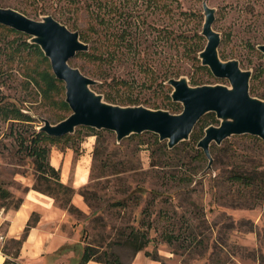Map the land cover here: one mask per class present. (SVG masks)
Masks as SVG:
<instances>
[{
    "label": "rangeland",
    "instance_id": "rangeland-1",
    "mask_svg": "<svg viewBox=\"0 0 264 264\" xmlns=\"http://www.w3.org/2000/svg\"><path fill=\"white\" fill-rule=\"evenodd\" d=\"M206 1L215 9L218 56L251 71L249 95L264 100V55L256 50L264 45V0ZM202 2L0 0V8L37 21L51 16L79 32L89 50L69 64L98 82L91 88L105 102L176 114L182 108L170 100L167 80L182 76L194 87L229 86L197 56L207 43L200 34ZM28 39L0 25V212L15 210L28 194L49 198L64 212L62 227L99 251L95 258L114 256L120 264H131V243L142 238L144 258L158 264H264V140L232 136L212 145V164L202 177L208 160L196 145L205 127L219 124L213 113L173 150L152 133L116 143L110 131L82 127L57 142H34L42 120L55 125L71 112L59 103L65 97L63 83L49 98L37 90L32 69L42 72L50 63L41 61L38 48L28 47ZM17 110L32 119H6H14ZM33 145L49 150L39 163L48 162L60 183L74 190L70 202L79 210L76 215L34 190L40 175L28 151ZM6 245L0 246L4 253Z\"/></svg>",
    "mask_w": 264,
    "mask_h": 264
},
{
    "label": "water",
    "instance_id": "water-1",
    "mask_svg": "<svg viewBox=\"0 0 264 264\" xmlns=\"http://www.w3.org/2000/svg\"><path fill=\"white\" fill-rule=\"evenodd\" d=\"M215 9L202 2L201 35L205 47L198 53L200 65L210 70L212 76L226 80L229 86L216 84L191 86L185 77L169 79L164 85L172 88L170 100L182 110L170 114L165 110H151L143 106L123 107L104 101L103 96L91 88L98 85L89 77L71 67L70 61L78 53H86L89 45L80 41L79 32L69 31L51 16L41 20L27 18L17 10L0 8V25L27 36L28 44L39 47L49 61L52 75L63 83L64 103L70 115L53 125L42 120L37 133L60 139L74 134L76 128H90L95 131H110L115 134L116 143L131 135L152 133L159 142H165L173 150L181 142L189 140L194 126L203 116L213 113L219 124L207 126L196 148L206 156L208 163L199 177L210 170L212 157L210 147L219 146L232 136H252L264 140V100L249 95L251 71H242L236 60L223 62L218 56L220 35L213 30ZM264 55V45H257Z\"/></svg>",
    "mask_w": 264,
    "mask_h": 264
},
{
    "label": "crops",
    "instance_id": "crops-1",
    "mask_svg": "<svg viewBox=\"0 0 264 264\" xmlns=\"http://www.w3.org/2000/svg\"><path fill=\"white\" fill-rule=\"evenodd\" d=\"M67 168L66 162L62 167V175ZM34 213L38 215L39 221L28 231L17 257L4 253L0 248V264H5V261L9 264H101L94 260L82 262L86 245L80 240L78 233L62 227L64 212L57 209L52 200L42 195L28 194L17 210L0 212V233L6 237L4 244L11 239H20L24 227ZM131 264L158 263L149 261L138 252Z\"/></svg>",
    "mask_w": 264,
    "mask_h": 264
},
{
    "label": "trees",
    "instance_id": "trees-1",
    "mask_svg": "<svg viewBox=\"0 0 264 264\" xmlns=\"http://www.w3.org/2000/svg\"><path fill=\"white\" fill-rule=\"evenodd\" d=\"M33 47L35 49H39V47L35 46V45H28V47ZM37 49V50H38ZM40 51V49H39ZM41 55L43 56L42 52L40 51ZM40 55V54H39ZM46 58L43 56V58L41 59V61H45L46 62ZM34 71V75L38 78H40L41 80L37 81L36 77L32 76L31 78L35 79V84L37 85V90H41V92L43 93L45 98H49L51 97L52 91H59V86L62 82H58L54 75H52V73L50 72V69H44V71L39 72L37 69L33 70ZM43 83L44 86H41ZM53 104H57L55 102H52ZM62 104V106L67 109L68 106L66 103H64V101L59 102ZM15 114L12 115L14 117V119L10 118L9 116H7L6 119L9 120H17L18 117H22L23 115L17 110L16 112H14ZM25 118H29L32 119L30 117L27 116H23ZM16 118V119H15ZM37 133V131H36ZM64 138H69L68 136H65ZM42 139H47L50 142H57L60 139H56V138H52L48 135H45L43 133H37L35 135V141L37 140H42ZM38 142V141H37ZM29 154L32 156H34V160L37 163V168H38V173L40 175L39 177V183H37L34 186V190L40 192L43 195L46 196H50L56 203H60V207L65 209L69 214H74L76 215L77 213H79V210L76 209L74 207V205L70 202L71 197L74 194V190L71 189L70 187L64 185L63 183H60V175L58 173V171H56L48 162L44 163V162H40L39 160L41 159L42 161L44 160V158H46V154L48 153L49 150L45 149L44 147H38V146H32L31 149L28 150ZM40 170V171H39ZM48 171V174H46V172ZM235 178L240 179L243 178L242 176H235ZM19 206H21V201L19 203L16 204V206L14 207L15 210H17L19 208ZM34 218V219H33ZM39 221V218L37 215L32 214L30 216V220L27 222L26 226L24 227L23 231H22V236L20 237L19 240H14L11 239L8 241V243H10L9 246L6 245L5 248V253L7 252V254H10L12 257H17L20 249H21V244L23 243V241L25 240V237L28 234V231L31 228H34V226L37 224V222ZM136 233L131 232L130 235L128 236V240L133 241L134 237H135ZM147 241L145 240V238H142L140 240V242H132V246H134V254L133 257L135 256L136 253L138 252H142L143 249L146 247ZM13 250V251H11ZM95 252H99L96 251L95 247L93 245H89L86 244L83 256L81 258L82 262H88V261H96L98 263L101 264H120V260L117 259L116 257H112L111 259H103V258H95ZM154 261H157V259H152ZM5 264H9L8 261H5Z\"/></svg>",
    "mask_w": 264,
    "mask_h": 264
},
{
    "label": "built area",
    "instance_id": "built-area-1",
    "mask_svg": "<svg viewBox=\"0 0 264 264\" xmlns=\"http://www.w3.org/2000/svg\"><path fill=\"white\" fill-rule=\"evenodd\" d=\"M6 241V237L0 233V246H2Z\"/></svg>",
    "mask_w": 264,
    "mask_h": 264
}]
</instances>
